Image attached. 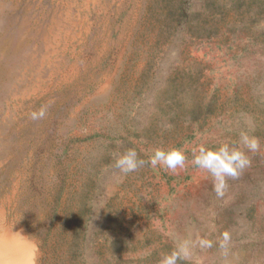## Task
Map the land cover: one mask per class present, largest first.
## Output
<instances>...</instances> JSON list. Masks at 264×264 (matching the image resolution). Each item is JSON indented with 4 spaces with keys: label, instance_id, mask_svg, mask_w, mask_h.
Wrapping results in <instances>:
<instances>
[{
    "label": "rangeland",
    "instance_id": "1",
    "mask_svg": "<svg viewBox=\"0 0 264 264\" xmlns=\"http://www.w3.org/2000/svg\"><path fill=\"white\" fill-rule=\"evenodd\" d=\"M249 124L264 146V0H0V200L42 264H264V147L222 195L191 163ZM155 147L185 167L113 166Z\"/></svg>",
    "mask_w": 264,
    "mask_h": 264
},
{
    "label": "clouds",
    "instance_id": "2",
    "mask_svg": "<svg viewBox=\"0 0 264 264\" xmlns=\"http://www.w3.org/2000/svg\"><path fill=\"white\" fill-rule=\"evenodd\" d=\"M46 107H41L30 114V119L41 120L46 116ZM260 138L253 134L252 127L241 130L236 143L222 142L219 145L210 146L200 143L191 149V163L204 170L211 177L214 189L218 194H223L226 187V179L238 178L242 172L250 166L251 159L248 152H258L262 149ZM187 155L185 150L177 147H155L148 154V159H142L135 148H128L118 154L114 159V168L122 175L138 171L146 164L152 168H162L175 173L186 165ZM199 246L208 248L212 242L208 239H200ZM191 245L187 242L178 245L170 252L164 253L159 264H181L191 258ZM38 257H33L35 264Z\"/></svg>",
    "mask_w": 264,
    "mask_h": 264
},
{
    "label": "bare ground",
    "instance_id": "3",
    "mask_svg": "<svg viewBox=\"0 0 264 264\" xmlns=\"http://www.w3.org/2000/svg\"><path fill=\"white\" fill-rule=\"evenodd\" d=\"M10 202L0 200V264H42V255L36 242L30 240L21 223L9 219Z\"/></svg>",
    "mask_w": 264,
    "mask_h": 264
}]
</instances>
